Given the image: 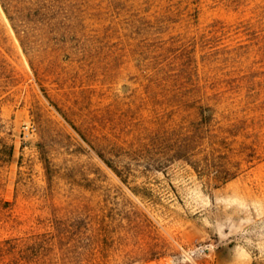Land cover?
I'll list each match as a JSON object with an SVG mask.
<instances>
[{
	"label": "rangeland",
	"instance_id": "1",
	"mask_svg": "<svg viewBox=\"0 0 264 264\" xmlns=\"http://www.w3.org/2000/svg\"><path fill=\"white\" fill-rule=\"evenodd\" d=\"M1 205L0 264H264V0H0Z\"/></svg>",
	"mask_w": 264,
	"mask_h": 264
},
{
	"label": "trees",
	"instance_id": "2",
	"mask_svg": "<svg viewBox=\"0 0 264 264\" xmlns=\"http://www.w3.org/2000/svg\"><path fill=\"white\" fill-rule=\"evenodd\" d=\"M2 6H3L5 12L8 14V9H7L6 5L4 4V2H2ZM9 19L12 20V17L10 15H9ZM9 152L10 153L12 152V146L9 147ZM0 207L4 208L5 206L1 205Z\"/></svg>",
	"mask_w": 264,
	"mask_h": 264
}]
</instances>
